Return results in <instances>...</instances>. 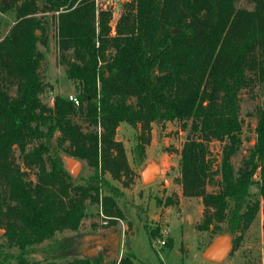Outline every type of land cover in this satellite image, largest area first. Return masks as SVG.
<instances>
[{"label": "trees", "instance_id": "obj_1", "mask_svg": "<svg viewBox=\"0 0 264 264\" xmlns=\"http://www.w3.org/2000/svg\"><path fill=\"white\" fill-rule=\"evenodd\" d=\"M240 1L125 0L113 28L112 12L97 10L94 0H0V11L15 12L0 39V264H132L130 252L118 260L79 255L73 234H63L77 233L90 203L109 219L103 229L124 217L118 196L100 191L108 187L106 172L121 180L129 171L115 139L120 122L140 125L137 158L152 122L177 120L187 130L179 182L184 196L200 198L199 229L229 234L235 249L259 209L264 226V0ZM47 11L77 103L60 94L52 105L41 99L37 42L49 26L36 14ZM255 90L263 100L254 142L235 167L240 97ZM212 140L222 143L217 164ZM61 151L85 160L92 173L76 182ZM157 233L149 230L152 238Z\"/></svg>", "mask_w": 264, "mask_h": 264}, {"label": "rangeland", "instance_id": "obj_2", "mask_svg": "<svg viewBox=\"0 0 264 264\" xmlns=\"http://www.w3.org/2000/svg\"><path fill=\"white\" fill-rule=\"evenodd\" d=\"M2 1L7 2V0ZM94 2L97 10L106 8L112 12L110 24L114 28V23L123 10L122 3L125 0H94ZM240 5H246L245 0H241ZM52 12L36 14L37 16L43 14L49 26L44 39L37 42V49L44 57L41 63V75L44 82L41 99L48 105H52L56 94L75 98L73 83L67 78L65 66L59 60L56 20ZM14 17L13 10L0 11V39L13 25ZM36 33L40 35L39 30ZM240 98L242 146L232 158L235 167L240 164L242 156L247 153L248 148L254 142L255 107L263 100L258 90L243 92ZM82 126L84 130L87 129L86 125L82 124ZM141 132L140 125L133 127L126 122L119 123L115 139L123 146L129 171L121 180L112 178L106 172L104 178L108 187L101 184V194L114 193L118 196L115 201L124 216L113 221V226L120 229L121 235L119 251L112 258L118 260L122 255L130 252L133 254L132 264H264V226L261 209L258 210L250 226L244 232L240 244L235 249H231L222 261L213 262L203 258L202 251L206 244L217 235L210 230H202L198 227L202 220L203 209L200 198L184 196L181 191L179 158L187 130H183L181 122L177 120L152 122L147 133V142L143 144L144 155L142 158H137L134 148L139 142L138 137ZM57 134L55 132L53 139ZM221 145L222 143L217 140L209 142V155L215 164L219 162ZM17 154L18 151H16ZM60 154L67 155L62 151ZM17 159L20 161L18 157ZM79 160L81 168L78 175L74 177L76 182L81 181V177L92 173V167L85 160ZM151 161L158 164L159 172L152 182H143L141 170L146 163ZM30 176L34 178L33 173ZM206 188L208 191H213L216 190L217 185L208 183ZM250 190L258 196L256 186L253 185ZM168 196L177 197L178 202L166 205L164 200ZM158 200L161 203H157ZM262 202L263 199L261 204ZM107 225H109V219L103 216L100 205L90 203L87 205L86 215L77 233L74 234L73 231L67 230L63 234H73L72 236L77 238L94 229L99 231ZM152 228L158 231L153 238L149 234ZM1 232L2 230H0V241L2 240ZM160 239L164 240L163 244H160ZM31 257L40 258V255L34 254Z\"/></svg>", "mask_w": 264, "mask_h": 264}, {"label": "water", "instance_id": "obj_3", "mask_svg": "<svg viewBox=\"0 0 264 264\" xmlns=\"http://www.w3.org/2000/svg\"><path fill=\"white\" fill-rule=\"evenodd\" d=\"M61 161L64 168L74 178L78 175L81 168V161L73 156L62 155ZM157 172H159L158 164L153 161L145 164L141 170L143 182H152L155 180ZM120 229L112 226L101 231L87 232L75 238L77 244L74 252L88 257H94L99 254L104 259H110L119 251L120 245ZM231 249V237L229 234L217 235L202 251L203 258L220 262Z\"/></svg>", "mask_w": 264, "mask_h": 264}, {"label": "built area", "instance_id": "obj_4", "mask_svg": "<svg viewBox=\"0 0 264 264\" xmlns=\"http://www.w3.org/2000/svg\"><path fill=\"white\" fill-rule=\"evenodd\" d=\"M70 99H72L74 102L77 103L76 98H73L72 96H70ZM159 242H160V244H163L164 243V240L163 239H160Z\"/></svg>", "mask_w": 264, "mask_h": 264}]
</instances>
